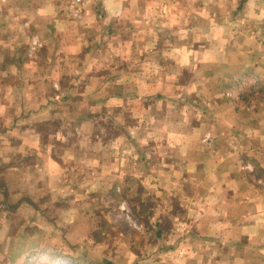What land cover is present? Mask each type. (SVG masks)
I'll list each match as a JSON object with an SVG mask.
<instances>
[{
	"label": "crops",
	"instance_id": "1",
	"mask_svg": "<svg viewBox=\"0 0 264 264\" xmlns=\"http://www.w3.org/2000/svg\"><path fill=\"white\" fill-rule=\"evenodd\" d=\"M70 2L0 0V114L19 105L10 130L0 131V176L23 184L35 182L34 164L49 178L83 177L90 167L113 177L106 190L118 200L133 190L118 177L144 176L160 192L161 211L143 231L152 264H264V0H85L79 16ZM154 95L179 96L168 106L181 115V136L149 152L103 151L96 136L89 142L97 147L63 156L55 145L62 137L38 128L63 109L119 110L128 96L147 103ZM182 128L193 129L187 140ZM238 129L242 137L229 134ZM63 143L71 145L66 136ZM77 182L85 204L89 187ZM184 191L187 214H171L161 194Z\"/></svg>",
	"mask_w": 264,
	"mask_h": 264
},
{
	"label": "rangeland",
	"instance_id": "2",
	"mask_svg": "<svg viewBox=\"0 0 264 264\" xmlns=\"http://www.w3.org/2000/svg\"><path fill=\"white\" fill-rule=\"evenodd\" d=\"M173 70L175 64L170 63L169 71ZM176 83L175 78L169 81L168 87L176 88ZM119 87L128 89L131 85L129 81H122ZM178 97L154 95L149 97L146 103L147 100L138 96H128L119 110L104 112H72L63 109L56 117L42 121L38 128L45 137H62L60 142L55 143L57 150L62 154L65 150L74 152L84 151V147H97L89 142L96 136L103 138L98 145L103 151L114 148L122 154L130 151L145 153L152 149L150 146L166 140L164 138L176 140L181 136L180 133L176 134L175 130L181 115L175 106H168L169 101L177 103ZM14 108L11 114H0V131L10 130L8 128L13 124L19 105L15 104ZM192 118L200 123L199 115L194 114ZM180 130L182 135L188 136L193 129ZM229 134L236 137L243 135L241 129ZM64 136L71 145L63 143ZM85 137L88 140L84 141L81 147L80 141ZM114 138L119 141H110ZM188 138L189 136L185 140ZM66 146L71 147V151L69 148L64 149ZM60 162L65 164L64 159ZM70 163L66 161L67 166ZM138 163L143 167L141 160ZM124 166L128 168V165ZM89 168L81 171L86 172L83 177L76 174L49 178L43 175V169L37 170L34 164L36 173L29 175L35 177V182L30 177V182L23 184L8 183L0 176V264H106L105 260H115L114 264H152V260L157 256L150 250L151 243L143 231L144 227L150 225L148 217L161 211L160 192L149 191L145 186L144 176L128 174L127 177H118L117 180L120 179V182L127 186L131 185L133 190L121 193V199L118 200V195L106 190L107 186L113 183V177H97L92 175ZM38 177L41 178L39 187L36 186ZM46 179H50V187L42 186ZM82 180L90 190L87 205L80 201L84 193L78 188L80 183L77 181ZM68 185L70 188H67ZM99 194L105 196L100 198ZM189 194L187 191L179 192L178 195L170 192L162 193L161 197L165 195L164 203L168 205L169 212L179 216L187 214L188 207L181 205V202L183 197ZM75 195L78 200L71 201ZM124 198L132 199L133 205L120 202ZM152 198L158 200L153 199L151 203L148 200ZM82 209H88L84 215L86 221L80 220ZM69 210H72L70 214L67 213ZM133 210L138 214L136 217ZM129 241L137 247L135 254L128 250Z\"/></svg>",
	"mask_w": 264,
	"mask_h": 264
},
{
	"label": "built area",
	"instance_id": "3",
	"mask_svg": "<svg viewBox=\"0 0 264 264\" xmlns=\"http://www.w3.org/2000/svg\"><path fill=\"white\" fill-rule=\"evenodd\" d=\"M84 3H85V0H71L70 7L73 10L75 16L80 15V7Z\"/></svg>",
	"mask_w": 264,
	"mask_h": 264
},
{
	"label": "trees",
	"instance_id": "4",
	"mask_svg": "<svg viewBox=\"0 0 264 264\" xmlns=\"http://www.w3.org/2000/svg\"><path fill=\"white\" fill-rule=\"evenodd\" d=\"M105 263L106 264H114L112 261H110V260H105Z\"/></svg>",
	"mask_w": 264,
	"mask_h": 264
}]
</instances>
